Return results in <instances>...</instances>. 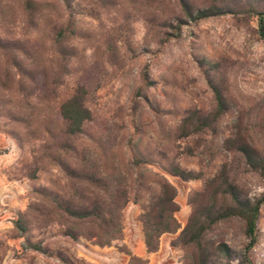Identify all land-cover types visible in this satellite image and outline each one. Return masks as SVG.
<instances>
[{"label":"trees","instance_id":"16d2710c","mask_svg":"<svg viewBox=\"0 0 264 264\" xmlns=\"http://www.w3.org/2000/svg\"><path fill=\"white\" fill-rule=\"evenodd\" d=\"M60 1L69 10L71 0ZM169 1L178 12L157 24L164 36L167 29L178 37L184 26L231 15L255 18L256 33L264 43V0ZM49 6L45 0H0V131L21 147L28 142L33 145V159L25 174L29 181L35 183L39 173L57 172L60 176V181H50L49 186L32 188L33 202L12 221L24 246L47 254L51 250L44 239L49 234L72 242L84 239L99 248L111 247L123 239V212L133 203L140 208L138 221L147 254L159 250L162 235L181 229L170 245L182 251V264H230L231 247L213 234L219 226L238 223L246 241L245 255L257 243L256 224L264 195L251 198L236 172L243 167L264 180V153L253 143L242 119H234L232 135L221 141L227 163L190 194V214L181 228L176 218L177 191L166 176L188 182L201 180L200 174L168 160L165 152L145 153L134 135L125 139L111 129L88 130L93 120L88 107L92 90L86 85L76 83L57 107L51 106V98L75 57L71 42L78 29L68 12L66 22H51L46 40L29 48L24 38L46 26ZM14 7L19 18L14 16ZM38 68L42 70L40 86ZM147 79L144 74L143 80L151 85ZM42 87L44 91L39 93ZM213 99L214 107L207 116L199 118L197 109L186 110L174 131L163 132L162 138H186L226 115L230 109L226 95L213 87ZM122 140L126 155L117 150ZM117 249L129 257L128 264H148V259L132 255L125 247ZM59 254L56 257L62 264H75L72 258L65 260Z\"/></svg>","mask_w":264,"mask_h":264},{"label":"rangeland","instance_id":"374dc122","mask_svg":"<svg viewBox=\"0 0 264 264\" xmlns=\"http://www.w3.org/2000/svg\"><path fill=\"white\" fill-rule=\"evenodd\" d=\"M45 1L50 2L45 12L46 26L36 35L24 38L29 48L46 40L51 22H66L68 12L78 29L71 42L75 57L69 64V74L51 98V106L57 107L76 83L86 85L92 90L88 107L93 120L88 130L111 129L125 139L134 135L145 153L165 152L168 160L200 174L201 180L188 182L166 176L177 191L176 218L181 228L190 214V194L228 161L221 141L232 135L236 117L242 119L253 143L264 153V43L256 33L255 18L214 17L182 27L175 37V31L167 29L168 35L164 36L157 27L159 21L172 19L178 12L169 0H71L69 10L60 0ZM14 9V16L19 18L18 8ZM144 74L151 85L143 80ZM37 77L40 86L39 68ZM213 87L228 98L227 114L214 118L209 128L186 138L164 140L163 132L174 131L186 110L197 109L199 118L207 116L214 107ZM43 91L42 87L38 92ZM124 141L118 144L120 155H126ZM31 146L28 142L21 147L0 131V264H62L56 250L75 264H128L129 257L119 247L146 259L139 255V248L144 250L138 221L140 208L133 203L123 212V239L111 247L99 248L84 239L72 242L48 234L44 244L50 252L41 254L27 249L12 221L33 202L32 188L49 186L55 179L60 181L57 172L39 173L35 183L26 178L33 159ZM236 176L251 198L264 195V180L256 174L239 167ZM256 230L257 243L245 255L246 241L238 223L219 226L213 235L231 247L230 264H264V203ZM180 232L181 229L174 240ZM172 248L182 256L179 248ZM156 264L182 262L170 253Z\"/></svg>","mask_w":264,"mask_h":264},{"label":"crops","instance_id":"0c3cea01","mask_svg":"<svg viewBox=\"0 0 264 264\" xmlns=\"http://www.w3.org/2000/svg\"><path fill=\"white\" fill-rule=\"evenodd\" d=\"M176 234H164L160 238L159 250L155 253L147 254L142 247L139 248V255L148 259V264H156L159 259H162L164 256L169 255L170 253L177 256V262L181 261V256L175 254L173 248L170 246V242L176 238ZM176 250V249H175Z\"/></svg>","mask_w":264,"mask_h":264}]
</instances>
